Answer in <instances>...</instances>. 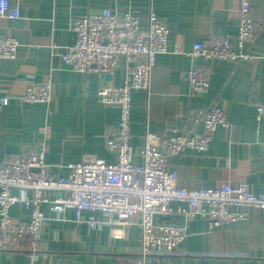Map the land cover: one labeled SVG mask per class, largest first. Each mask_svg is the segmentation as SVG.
<instances>
[{"label":"crops","instance_id":"0c3cea01","mask_svg":"<svg viewBox=\"0 0 264 264\" xmlns=\"http://www.w3.org/2000/svg\"><path fill=\"white\" fill-rule=\"evenodd\" d=\"M253 11L259 28L254 40L244 44L252 59L192 60L187 54L196 42L213 37L233 40L237 34L242 2ZM17 8L16 19L0 18V38L11 36L19 44L12 60H0V164L14 160L25 147L43 148L49 174L66 176L69 167L83 160L115 162L104 145L118 111L100 104L102 86L122 85L127 67L118 60L109 74L84 75L60 63L57 52L74 42L72 21L108 8L117 14L137 16L145 27L153 14L168 31V51L155 57L147 90L131 93L130 145L137 151L146 134L168 138L201 132L190 116L196 110L219 106L228 123L217 126L205 152L187 149L165 158L180 188L200 190L222 183L244 181L252 192H264V118L257 119L255 105L264 103V0H8ZM56 45L57 52L52 49ZM56 52V54H54ZM193 66L209 70L207 90L193 93L186 72ZM50 83L48 102L26 103L23 93L30 84ZM134 164H141L138 157ZM14 194L20 195L15 190ZM31 196V191H26ZM60 195L51 193V198ZM184 202L170 203L169 217L157 222L184 229L185 237L175 255L150 257L144 264H264V210L231 207L242 218L209 228L207 216H188ZM45 216L39 252L29 258L26 241L7 236L0 250V264H135L140 251L138 216L129 226L90 228L77 222L73 210L59 214L43 204ZM11 229L29 220L22 204L9 209ZM176 216V217H175ZM184 218L182 219L181 217ZM104 221L99 212L82 214ZM122 234V238L116 235Z\"/></svg>","mask_w":264,"mask_h":264},{"label":"built area","instance_id":"2783aa9c","mask_svg":"<svg viewBox=\"0 0 264 264\" xmlns=\"http://www.w3.org/2000/svg\"><path fill=\"white\" fill-rule=\"evenodd\" d=\"M17 8L8 0H0V18L16 19ZM237 34L233 40L213 37L207 42H196L187 54L192 60H227L244 62L252 56L244 50V44L254 40L259 28L253 19L251 6L243 1L238 14ZM74 42L64 51L57 52L60 63L75 72L90 75L109 74L123 58L131 64L125 79L118 87L102 86L96 92L97 100L107 108L118 111L116 126L104 134L105 148L115 155V162L83 160L69 167L66 176L49 174L44 163V149L25 147L14 160L0 164V250L5 249V239L13 236L26 241V253L31 259L39 252L42 226L45 216L43 204L51 210L63 213L73 210L77 222H86L90 228L121 224L129 226L132 217L138 216L140 227V251L135 264H144L150 257L172 256L185 237L181 227L157 222L156 216L171 213L170 203L184 202L182 210L188 216H207L209 228L227 225L242 218L232 206L264 210V192L256 194L244 181L237 184L222 183L214 188L189 190L176 184L175 172L169 171L165 158L176 156L187 149L205 152L217 126L227 127L223 110L213 105L196 110L191 122L201 126V132L174 134L163 138L146 134L142 146L133 151L130 145L131 93L147 90L155 57L168 51V31L153 14L145 27L139 25L137 16L131 13L117 14L105 8L98 12L76 17L71 24ZM19 44L11 36L0 38V60H12ZM54 52V54H56ZM186 80L193 93L207 90L209 70L193 66L186 72ZM50 83L30 84L23 93L26 103L48 102ZM8 103L0 96V107ZM256 118H264V103L255 105ZM138 157L141 164H134ZM36 170V171H33ZM19 191L16 195L13 191ZM26 191L32 195L26 196ZM60 195L51 198V193ZM22 204L29 210V220L11 229L9 209ZM99 212L105 220L94 217L84 219L82 214ZM156 217V218H155ZM122 238V234L116 235ZM184 264V263H181Z\"/></svg>","mask_w":264,"mask_h":264},{"label":"water","instance_id":"95a60500","mask_svg":"<svg viewBox=\"0 0 264 264\" xmlns=\"http://www.w3.org/2000/svg\"><path fill=\"white\" fill-rule=\"evenodd\" d=\"M33 171H36V170H33ZM156 217H169V215H166V216H160V215H159V216H156ZM156 217H155V218H156ZM175 217H176V216H175ZM178 217H181L182 219L184 218L183 216H178Z\"/></svg>","mask_w":264,"mask_h":264}]
</instances>
